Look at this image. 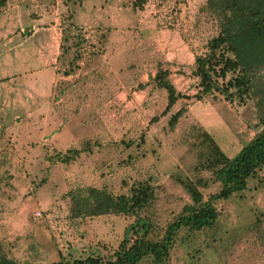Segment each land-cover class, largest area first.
Masks as SVG:
<instances>
[{
	"label": "rangeland",
	"instance_id": "374dc122",
	"mask_svg": "<svg viewBox=\"0 0 264 264\" xmlns=\"http://www.w3.org/2000/svg\"><path fill=\"white\" fill-rule=\"evenodd\" d=\"M8 1L4 6L14 4ZM142 1L143 7L134 13L120 9V20L109 33L100 29L105 26L102 15L110 14L106 5H100L102 0L21 3L34 7L27 14L45 17L39 32L59 36L61 28L64 32L52 100L41 121L24 124L31 142L20 138L19 145L10 132L16 131L10 130L12 122L7 123L10 133L0 136V246L15 264H50L60 256L73 259L89 254L106 258L118 247L134 218L72 219L66 193L76 188L106 186L120 194L134 181L149 178L158 186L151 213L164 224L191 202L177 178L194 180L199 173L209 180L206 170H195L193 137L203 129L233 157L264 118V65L250 74L253 93L244 105L234 107L218 95L201 101L192 97L198 83L191 69L195 52L218 30L203 9L204 0ZM112 4L116 9L131 1L112 0ZM3 11L1 7L0 20L5 21ZM11 14L17 19L21 15L18 9ZM2 21L0 35L31 33V26ZM157 63L170 71L176 89L190 96L171 111L186 105L174 130L167 125L171 113L151 121L166 104L164 90L145 85ZM30 108L35 107H25L26 112ZM46 115L51 117L47 121ZM48 133L55 137L41 146L38 141L49 138ZM123 140L132 143L127 147ZM86 142L91 151L81 152L69 164H50L46 159L57 149H80ZM218 189L214 182L199 186L204 199ZM216 209L212 227L182 232L167 264H264V175L259 171L244 191L219 201Z\"/></svg>",
	"mask_w": 264,
	"mask_h": 264
},
{
	"label": "trees",
	"instance_id": "16d2710c",
	"mask_svg": "<svg viewBox=\"0 0 264 264\" xmlns=\"http://www.w3.org/2000/svg\"><path fill=\"white\" fill-rule=\"evenodd\" d=\"M130 1L131 4L124 5L130 13L144 5L142 0ZM204 1L203 9L212 15L218 30L200 51L195 52L192 74L198 78V83L192 97L201 101L206 96L218 95L234 107L244 105L253 93L250 74L264 65V0ZM5 3L6 0H0V8ZM70 23L75 26L72 17ZM169 75L170 71L157 63L154 75L145 84L152 83V88L166 92L165 108L151 121L171 113L181 99L190 98L176 89ZM145 85L140 86L144 88ZM185 112L184 104L170 114L167 122L170 130L175 129ZM261 122L264 126V118ZM121 143L128 147L132 141L123 140ZM190 149L196 152L198 160L195 170H206L210 174L209 180L203 179L199 173L194 180L177 178L188 192L191 202L164 224L151 213L155 209L158 186L149 178L134 181L126 193L120 194L112 193L106 186H87L68 191V212L72 219L104 215H123L134 219L126 227L118 247L106 258L100 254L73 259L60 256L59 260L50 264H167L183 231H201L212 227L218 217L216 204L244 191L248 180L259 171L260 175L264 171V128L233 157H228L203 129L193 137ZM84 151H91L89 142L80 149L69 147L64 151L56 150L46 159L50 164H69ZM209 182L218 183L219 189L204 199L199 186L206 187ZM6 256L0 246V264L16 263Z\"/></svg>",
	"mask_w": 264,
	"mask_h": 264
},
{
	"label": "crops",
	"instance_id": "0c3cea01",
	"mask_svg": "<svg viewBox=\"0 0 264 264\" xmlns=\"http://www.w3.org/2000/svg\"><path fill=\"white\" fill-rule=\"evenodd\" d=\"M11 1L14 4L2 7L3 12L7 15L4 18L5 21H0L6 25L26 24L31 26V33L27 35L4 33L0 35V136L2 137L3 132H6V135L11 132L12 137L16 138L19 145L22 146V142L19 141L20 138L31 142V140L26 139L24 134L25 122L39 121L45 115V107L49 106L52 100L53 89L60 74L58 73V62L62 50L63 29H60V36L39 32V26L45 22L43 14H27V12H33L34 7L31 6L33 9L25 7L28 3L25 6L22 5L23 0L20 2ZM102 2L100 5L103 8L106 5V11L110 14L102 15L105 17L102 19L105 26L100 29L109 33L115 28V23L120 20V9L127 11L128 8L123 5L121 8L116 7L114 9L112 0H102ZM8 3L7 0L6 4ZM103 8L102 10H104ZM17 9L21 13L18 19L11 14L12 12L15 13ZM114 13L118 14L117 17H114ZM191 69H194V63L191 64ZM25 107L35 108H30L26 112ZM49 118L51 117H45V120L47 121ZM261 119L260 117V126L256 128L254 135L264 128ZM9 122L15 123L10 130L16 129V131H8L7 123ZM48 137L38 141L41 146H44L47 140L52 142L55 136L52 137L48 133Z\"/></svg>",
	"mask_w": 264,
	"mask_h": 264
},
{
	"label": "built area",
	"instance_id": "2783aa9c",
	"mask_svg": "<svg viewBox=\"0 0 264 264\" xmlns=\"http://www.w3.org/2000/svg\"><path fill=\"white\" fill-rule=\"evenodd\" d=\"M35 215H36L37 217H40V216H41V212H40V211H37V212L35 213Z\"/></svg>",
	"mask_w": 264,
	"mask_h": 264
}]
</instances>
